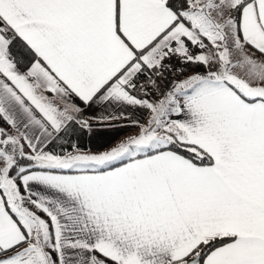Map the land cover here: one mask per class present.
Listing matches in <instances>:
<instances>
[{"label":"snow or ice","instance_id":"6c2138e0","mask_svg":"<svg viewBox=\"0 0 264 264\" xmlns=\"http://www.w3.org/2000/svg\"><path fill=\"white\" fill-rule=\"evenodd\" d=\"M0 264H264V0H0Z\"/></svg>","mask_w":264,"mask_h":264},{"label":"crops","instance_id":"0c3cea01","mask_svg":"<svg viewBox=\"0 0 264 264\" xmlns=\"http://www.w3.org/2000/svg\"><path fill=\"white\" fill-rule=\"evenodd\" d=\"M127 134H128V133H123L122 136H123V135H127ZM96 147H97V145L94 143V144H93V149L95 150Z\"/></svg>","mask_w":264,"mask_h":264}]
</instances>
